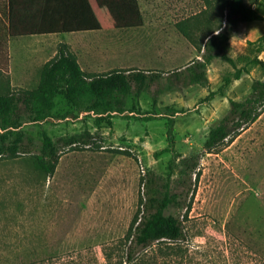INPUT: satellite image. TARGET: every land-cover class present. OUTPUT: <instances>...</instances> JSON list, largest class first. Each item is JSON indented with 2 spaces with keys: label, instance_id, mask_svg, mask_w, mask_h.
<instances>
[{
  "label": "rangeland",
  "instance_id": "374dc122",
  "mask_svg": "<svg viewBox=\"0 0 264 264\" xmlns=\"http://www.w3.org/2000/svg\"><path fill=\"white\" fill-rule=\"evenodd\" d=\"M244 1L263 19L239 23L230 37L227 53L238 66L244 55H256L264 34V0ZM138 2L144 21L139 27L9 40L11 65L22 66L19 75L29 89L62 43L88 74L120 66L163 74L147 90L129 95L123 112L103 114L100 121L99 114L77 111L58 95L52 116L22 123L26 141L34 142L32 152L0 156V264H105L104 251L111 247L112 264H127L121 261L124 247L115 249V243L137 213L147 174L161 190L182 194L180 204L166 213L179 217L184 238L141 249L139 264H264V106L238 135L212 150L203 146L209 129L228 113L230 100L245 99L264 72L247 65V72L220 90L234 68L215 58L207 66L206 84L169 81L172 71L201 57L197 45L219 23L222 4ZM258 57L264 60V50ZM9 83L0 70V92L14 90ZM170 119L173 137L168 139ZM84 130L93 135L89 145L58 141ZM43 132L59 146L51 174L35 164Z\"/></svg>",
  "mask_w": 264,
  "mask_h": 264
},
{
  "label": "trees",
  "instance_id": "16d2710c",
  "mask_svg": "<svg viewBox=\"0 0 264 264\" xmlns=\"http://www.w3.org/2000/svg\"><path fill=\"white\" fill-rule=\"evenodd\" d=\"M209 4H222L223 16L219 23L210 28L200 45V58L191 61L182 69L170 73V80L182 78L185 83L206 84V69L211 61L220 58L233 66L234 70L224 76L220 87H226L232 80L239 79L247 72V65H257L264 72V60L258 53L264 50V34L257 39L256 55H244L245 62L238 66L236 60L228 55L229 39L241 22L263 19L257 9L247 5L244 0H208ZM143 15L138 0H0V68L8 74V39L10 37L34 34H55L92 30L128 29L143 25ZM177 26L183 34L194 40L181 24ZM163 73L137 68L112 69L105 73H86L80 66L75 53L66 43L58 46L57 53L41 67L37 86L32 89H8L0 92V156H15L31 153L33 140L28 139L19 128L23 122L41 120L52 116L58 95L64 97L69 106L77 111H93L111 116L113 112L124 111L126 98L140 94L158 81ZM214 94L210 93L209 96ZM264 106V79H254L248 96L242 101L230 100L228 113L209 129L204 148L212 150L229 137H234L248 124L254 122ZM173 121L170 119L167 137H173ZM93 135L84 130L79 134L59 138L62 145H89ZM164 150H168V147ZM59 146L47 133H42V141L35 164L46 174L54 172L59 159ZM196 164H192V171ZM144 191L140 197L137 213L132 218L127 232L115 244L122 245L127 264H139L141 249L154 242L178 241L184 238V229L179 217L166 210L179 205L180 192L169 188L161 190L156 178L147 174ZM114 249V250H115ZM122 250V249H119ZM118 250V251H119ZM111 247L104 254L110 261ZM120 261V262H121ZM150 264V263H147Z\"/></svg>",
  "mask_w": 264,
  "mask_h": 264
},
{
  "label": "crops",
  "instance_id": "0c3cea01",
  "mask_svg": "<svg viewBox=\"0 0 264 264\" xmlns=\"http://www.w3.org/2000/svg\"><path fill=\"white\" fill-rule=\"evenodd\" d=\"M79 32H84V31H79ZM34 35H44V34H34ZM29 36H33V35H29ZM18 37H21V36H18ZM11 38H14V37H10L9 39H8V76H9V84H10V86L12 87V88H15V89H20V88H22V89H29L27 86H26V80H24L23 79V77H21L22 75H19V74H21V73H24V71L22 72V70H21V68H22V66H19V65H14V67H12V65H11V56H10V50H9V40L11 39ZM67 44V43H66ZM42 45V47L45 45L44 43H42L41 44ZM43 50H44V47H43ZM42 50V51H43ZM107 50V49H106ZM73 53H75V52H73ZM89 53H91V52H88V54ZM110 54L112 55V54H119V52L118 51H116L115 49H112V51H110ZM126 54V53H125ZM75 55H76V57H77V54L75 53ZM117 55H116V57H117ZM77 60H78V62H79V59H78V57H77ZM47 61V60H46ZM45 61V62H46ZM45 62H43V64L45 63ZM42 64V65H43ZM79 64H80V62H79ZM42 65H41V67H42ZM80 66H81V64H80ZM121 68H122V66H120ZM81 68H82V66H81ZM121 68H113V69H121ZM83 69V68H82ZM123 69V68H122ZM40 70H41V68H40ZM84 70V69H83ZM110 71V70H109ZM149 71V70H148ZM21 72V73H20ZM108 72V71H107ZM101 73H105V72H101ZM40 78V77H39ZM39 82V81H38ZM13 86H12V85Z\"/></svg>",
  "mask_w": 264,
  "mask_h": 264
}]
</instances>
